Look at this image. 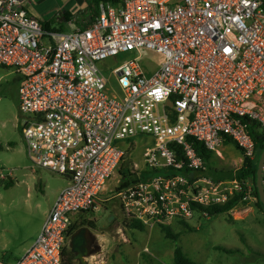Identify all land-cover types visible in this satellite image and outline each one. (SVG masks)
I'll return each instance as SVG.
<instances>
[{"label": "built area", "instance_id": "1", "mask_svg": "<svg viewBox=\"0 0 264 264\" xmlns=\"http://www.w3.org/2000/svg\"><path fill=\"white\" fill-rule=\"evenodd\" d=\"M27 4L0 0V67L23 79L19 127L33 167L67 185L13 264H64L73 224L107 201L102 196L133 146L128 141L139 136L154 143L136 165L137 183H117L115 198L146 229L208 216L200 206L223 205L243 191L236 179L205 175L191 140L221 155L231 139L255 158L244 121L259 123L264 135L257 108L264 98V0H120L100 4L98 14L81 13L71 31L45 27ZM144 50L164 58L151 75ZM120 57L125 61L106 76L100 64ZM144 171L163 173L142 179ZM249 186L244 200L257 202Z\"/></svg>", "mask_w": 264, "mask_h": 264}, {"label": "rangeland", "instance_id": "2", "mask_svg": "<svg viewBox=\"0 0 264 264\" xmlns=\"http://www.w3.org/2000/svg\"><path fill=\"white\" fill-rule=\"evenodd\" d=\"M75 3L29 0L28 11L34 17L54 20L57 25L60 15L74 13ZM163 59L154 51L144 50L142 65L148 75L159 68ZM124 61V57L107 59L100 67H108L105 75L109 76ZM22 81V76L13 69L0 67V259L9 264L18 260L37 239L55 195L67 185L65 178L33 167L28 158L18 127L23 121L19 108ZM110 83L119 91L112 76ZM257 108L264 115V98L257 102ZM128 143L133 146L102 196L107 201L100 203L98 211L76 219L79 229L88 228V264H174L176 246L182 247L198 264H264V212L253 198L243 200L229 213L215 218L194 217L187 221L194 229L192 232L179 221L168 224L172 234H181L177 241L168 239L160 226L144 231L130 227L132 220L115 198L116 186L124 183L120 171L128 167L137 174V163L142 165L143 154L154 141L139 136ZM219 151L221 155L213 154L210 160V167L219 171V177L235 174L243 167L245 154L235 145L225 143ZM153 175L156 174L152 171L143 173L145 179ZM249 188L253 193V187ZM74 264H79L76 258Z\"/></svg>", "mask_w": 264, "mask_h": 264}, {"label": "trees", "instance_id": "3", "mask_svg": "<svg viewBox=\"0 0 264 264\" xmlns=\"http://www.w3.org/2000/svg\"><path fill=\"white\" fill-rule=\"evenodd\" d=\"M87 2L89 4V6L94 7L95 14H98V7L100 4H102V3L118 4V3H120V0H88ZM68 20H70V19L67 17V21ZM43 24L47 28H49L51 25L49 22H43ZM244 122H245L247 129H248L249 133L251 134V137L254 141L255 155L256 156L253 159L246 157L243 167L237 173H235V174L230 173L225 178L219 177L218 176L219 171L210 167V160L213 157L214 153L208 151L203 143H200V142L195 141V140H191L195 151L197 152V154L199 156L202 157V159L204 160V162L207 166V171L205 172V175L213 178L217 182L223 181V180L236 179L239 182V184L243 187V191L235 194L233 197H231V199L227 203H225L223 205L207 206V207L200 206V210L202 212L207 213L208 216L211 218H215L221 214L229 213L230 211H232L240 202H242L244 200V197L246 196V193L244 192V190H246V187L248 185H251L253 187V195L257 198V206L264 212V207H263L262 203L259 201V196H258V192H257V188H256V174H257V169H258V163L260 160V155H261L262 151L264 150V135L262 133V127L259 123L255 122V121H251V120H245ZM225 143L226 144H233L240 151H242L241 148H239L238 145L231 139H228ZM178 152H179V156L182 158V155H180L181 154L180 150H178ZM143 173H142V175H143ZM162 173H163L162 171L154 172V174H156V175L162 174ZM120 175L122 176V179L124 182L122 184V187L130 186L132 184L137 183V181H138L137 174H133L128 167L121 170ZM142 179H145V178L143 177ZM87 214H89V213H85L83 215H87ZM81 217H82V215H81ZM179 222H181V224L184 226V228L186 230H188L189 232L194 231V229L188 225L187 221H179ZM78 226H79V223L75 221V223L73 224V226L71 228V234L69 236L68 245H70V240H71L72 236L80 230ZM130 227H132L133 229H138L140 231H144L146 229V227L141 222H138L135 220L131 221ZM160 228L162 229V232L165 233L166 237L168 239H172L173 241H177L179 239V237L181 236V234H179V233L178 234H172L171 229L168 225H162V226H160ZM229 253H234V252L230 251ZM74 260H75V255L72 253L71 245H70L68 248L67 247L65 248L63 262H64V264H74ZM173 260H174V264H198L196 261L191 259L183 251L182 247H180V246L175 247Z\"/></svg>", "mask_w": 264, "mask_h": 264}, {"label": "water", "instance_id": "4", "mask_svg": "<svg viewBox=\"0 0 264 264\" xmlns=\"http://www.w3.org/2000/svg\"><path fill=\"white\" fill-rule=\"evenodd\" d=\"M264 166V150L261 153L260 160L258 163V169L256 174V188L259 196V201L264 207V185L262 181ZM10 179V178H9ZM71 251L75 254L76 260L79 264H88L87 257L90 253L89 250V239H88V228L83 227L77 233H75L70 241Z\"/></svg>", "mask_w": 264, "mask_h": 264}, {"label": "crops", "instance_id": "5", "mask_svg": "<svg viewBox=\"0 0 264 264\" xmlns=\"http://www.w3.org/2000/svg\"><path fill=\"white\" fill-rule=\"evenodd\" d=\"M29 1V0H28ZM88 0H77V3H75V0H70V4L72 3V2H74L75 3V5H74V7H72L73 8V12L74 13H72V12H67V13H64V14H62V15H60V17H59V19H58V23H57V25L56 24H54V20H47V19H41V18H39V17H36V18H38L39 20H41V21H43V22H49L51 25H50V27L52 28V27H54V28H56V29H58V30H60V31H71L73 28H74V26H78V22L79 21H77V17H78V15H80L81 13H89V14H92V13H94L95 14V12H94V7H92V6H89V4H88V2H87ZM27 10H28V4H27ZM98 12H99V7H98ZM67 17L70 19V20H68L67 21ZM55 26H54V25ZM58 24H61L60 26H59V28H57L56 26H58ZM62 29V30H61ZM19 127V126H18ZM60 192V191H59ZM59 192L55 195V197H54V200H53V202H52V204H51V207H52V205H53V203L55 202V200H56V197L58 196V194H59ZM33 243V242H32ZM31 243V244H32ZM30 244V245H31ZM28 249V248H27ZM26 249V250H27ZM25 250V251H26ZM24 251V252H25ZM23 252V253H24Z\"/></svg>", "mask_w": 264, "mask_h": 264}]
</instances>
